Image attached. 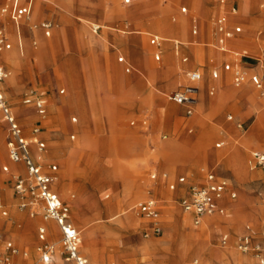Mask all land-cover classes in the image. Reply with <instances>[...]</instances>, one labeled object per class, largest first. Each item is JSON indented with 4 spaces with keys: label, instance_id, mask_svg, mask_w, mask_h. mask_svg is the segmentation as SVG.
I'll return each instance as SVG.
<instances>
[{
    "label": "rangeland",
    "instance_id": "374dc122",
    "mask_svg": "<svg viewBox=\"0 0 264 264\" xmlns=\"http://www.w3.org/2000/svg\"><path fill=\"white\" fill-rule=\"evenodd\" d=\"M242 1L244 8L239 0L238 16L248 14L247 21L254 24V28L244 24L246 44L264 56V0ZM207 3L212 7L209 14ZM93 4L112 11V17H103ZM184 5H188V13L181 11ZM45 6L55 22L52 36L40 34L34 43L28 26L23 25V50L14 47L4 52L13 59L5 57L9 75L3 87L26 134L33 133L42 117L33 103L24 104L23 99L29 93H45L48 113L41 120L50 157L47 164L59 166L62 197L71 203L72 221L82 238L80 249L89 264H177L176 257H184V264H258L254 251H240L235 240L250 226L254 244L264 251V169L249 163L252 150L264 145V100L250 86L243 94H224L219 88L223 82L230 91L238 89L230 73L223 72L219 80L212 76L211 60L220 58L211 45L217 0H55V6ZM163 7L167 9L161 12ZM41 12L42 7L37 8V19ZM191 13L198 15L204 27L198 37L203 44L196 46L204 79L199 103L189 117L169 94L187 81L185 71L176 74L179 61L187 65L173 52L171 41L183 43L187 52ZM92 23L105 28L94 34ZM146 31L162 34L167 40L161 62L154 59L155 48ZM41 42L51 44V49L42 52ZM135 50L143 53V62L134 56ZM121 55L134 65L131 72L118 61ZM161 66L162 74L175 80L169 88L165 79L158 83L151 72ZM207 79L216 88L211 95L212 84L207 86L205 100L203 82ZM0 119V202L8 210L3 215L0 208V231L4 239L30 252V262L41 264L38 227L47 221L18 206L12 176L3 170L11 161L1 113ZM142 119H147L144 126L139 122ZM222 140V147H216ZM209 169L227 178L237 197L226 200L229 215L209 219L211 226L206 227L203 223L208 218L195 225L190 215L185 216L180 204L185 193L181 188L171 190L170 185H178L179 177L185 176L182 185L188 189L203 181ZM151 173H157L158 179L151 180ZM151 183L156 184L154 194L162 205V230L146 236L149 219L138 212L137 204L145 197L144 187ZM87 218L91 225L85 227ZM218 221L226 226L219 229ZM224 233L230 238L226 245L220 242ZM54 234L52 264H75L67 257L57 227ZM222 251H235L238 257L218 253ZM17 258L21 261L23 256Z\"/></svg>",
    "mask_w": 264,
    "mask_h": 264
},
{
    "label": "built area",
    "instance_id": "2783aa9c",
    "mask_svg": "<svg viewBox=\"0 0 264 264\" xmlns=\"http://www.w3.org/2000/svg\"><path fill=\"white\" fill-rule=\"evenodd\" d=\"M52 0H5L0 8V14L4 19L11 21L16 26L17 35L20 38V28L23 23H29L31 28L41 29L47 37L52 35L53 22L45 18L40 22H33L32 16L35 6L38 2H51ZM130 0H127L129 2ZM221 4H225L226 0H219ZM183 12L187 11L186 7L182 8ZM237 8L231 7L230 11H224L214 20V31L216 35L215 47L223 53L232 56L231 61L223 64L225 71L232 72L233 84L237 87L247 82L259 91L260 97L264 100V77L257 71H252L257 65L264 68V62L261 56L251 53L249 50H236L229 46V41L236 39L243 32L241 25H230V15L236 14ZM99 26L94 25L93 30H99ZM193 33H198V28L194 27ZM164 40L158 35H152L150 42L152 45L161 46ZM21 44V43H20ZM176 48L179 43H176ZM13 47L11 32L5 23L0 22V54L5 50ZM156 60H161V53L155 55ZM186 61L187 58H184ZM119 61L125 63V57H119ZM127 72L132 70L131 66L126 67ZM9 72L6 67L0 63V113L8 124V155L10 160L15 164L24 166V170H18L11 173L13 180L14 195L18 200V206L21 209H27L32 217L42 215L46 221L55 222L61 232V243L69 260H73L76 264H88V259L80 252L81 233L74 225L71 219L70 205L65 202L59 193L54 189V183L57 179L59 170L57 164H51L48 171L44 168L41 159L43 151L46 149V142L39 137L40 128H34V136L27 137L24 134V127L20 123L16 112L10 105L6 96L3 84L8 77ZM213 77L219 78L220 71L215 69ZM203 75L199 70H191L187 72L188 83L180 86L169 94L170 100L179 105L188 107L189 113L198 103L200 93L199 83ZM62 90L61 92H63ZM31 92H34L31 91ZM215 93V88L211 89V94ZM45 93L33 96V93L27 94L24 104L33 103L42 116L47 114V98ZM230 120L233 116L228 117ZM77 118L74 117L73 121ZM241 126L242 124H238ZM74 137V136H73ZM220 143L219 145H222ZM33 145H36L37 152L34 151ZM250 163L253 167L264 169V148L254 149L251 152ZM4 170L10 172L8 166ZM156 174H152V178H156ZM181 182L185 181V177L180 178ZM176 185L172 184L171 188L175 189ZM3 188L0 186V197ZM264 192V189H263ZM229 194L231 198L237 197V192L233 189L231 182L223 177H217L214 172H208L206 182L197 183L190 189V195L181 200L184 210L193 215L194 223L199 225L206 216L215 213L224 214L226 208L221 205V201ZM0 208L3 215L8 214V210L0 202ZM138 212L152 220L151 226L145 231V235L161 232L160 213L161 206L159 201L154 197H150L141 202ZM38 239L40 243L37 251L40 255L41 264H51L55 252V245L49 240L46 226H39ZM228 243L227 237L222 239V244ZM238 249L242 252L254 251L259 259V264H264V251L261 245H255L250 235H245L238 242ZM30 252L21 249L12 240L4 239L0 231V264H22L16 260L19 255L24 258L29 257Z\"/></svg>",
    "mask_w": 264,
    "mask_h": 264
},
{
    "label": "crops",
    "instance_id": "0c3cea01",
    "mask_svg": "<svg viewBox=\"0 0 264 264\" xmlns=\"http://www.w3.org/2000/svg\"><path fill=\"white\" fill-rule=\"evenodd\" d=\"M4 2H5V0H2V2H1V4H0V8H1V6L4 4ZM217 3H218V5H219V11L217 12V14L213 17V19H212V29H211V34H212V42H211V45L216 49V51L219 53V56H220V58H219V60L221 61V62H218L217 60H214V59H212L211 60V63H212V67H213V70H212V76H213V71L215 70V69H218L219 71H220V77L219 78H214V79H220L222 76V73L223 72H225V73H230V77H231V81H232V84H233V75H232V72H229V71H225L224 69H223V64L225 63V62H227V61H231L232 60V56L231 55H229V54H226V53H223V52H220L216 47H215V44H216V41H217V39H216V35H215V31H214V20H215V18L219 15V14H221L222 12H224V11H230V9H231V7H233V6H235L236 8H237V13L236 14H231L230 15V25L231 26H235V25H241L242 27H243V32L241 33V35H239L236 39H233V40H231V41H229V46L231 47V48H233V49H236V50H249L251 53H254V54H256V55H259V56H261L262 57V59H263V62H264V56L263 55H261L260 53H258V52H255V51H253L252 49H250L248 46H247V44H246V31H245V33H244V24L245 25H249L251 28H254V24L253 23H251V24H249V21H247V19L249 18L248 17V14H241L242 15V17L240 16H238V14H239V12H240V5H241V8H244V2L241 0V2H240V5H239V0H226V3L225 4H221L220 3V1L219 0H217ZM46 4H49V5H52V6H55V0H52L51 2H38L37 4H36V6H35V9H34V12H33V16H32V20H33V22H40L41 20H43V19H45V18H48V19H50L52 22H53V29H54V26H55V22H54V20H53V18L50 16V11L46 8ZM91 6H94V7H96V8H98L99 10H101V12H102V14H103V17H106V18H111L112 17V11H110L109 9H106V8H104V7H102V6H99V5H96V4H93V5H91ZM39 7H42V12H41V15H40V17L37 19V8H39ZM183 7H186L187 8V11L186 12H184V13H188V9H189V7H188V5H184V6H182L181 7V11H182V8ZM161 9V12H164L166 9H167V7H163V8H160ZM205 11L207 12V14H209L211 11H212V7H211V4H208L207 3V6L205 5ZM183 12V11H182ZM95 16H98V15H95ZM80 18H81V16H79ZM99 17V16H98ZM101 17V16H100ZM241 20V21H240ZM190 21H191V33H192V37L187 41V44L189 45V49L187 50V52H185V51H183L184 49H183V43H179V42H175V41H171V42H173L171 45H172V50H173V52L176 54V55H181V60H182V62L183 63H185L187 66H184V65H181V63H180V61L178 62V68H177V75H181L182 73H183V71H185L186 73L187 72H189V71H191V70H199V71H201V73H202V75H203V78H202V80L200 81V83H199V87H200V93H199V97H198V103H199V100H200V96H201V83H202V81H203V79H204V70H203V68L201 67V65H199V62H201V59H200V56H199V54H198V51H197V49H196V46H199V45H202L203 43L201 42V41H199V35H200V33H202V27H203V24H202V22H201V19L198 17V15L196 14V13H191V16H190ZM243 21V22H242ZM0 22L1 23H5V25L8 27V29H9V31L11 32V39H12V42H13V47L10 49V50H12L14 47H16L18 50H20V51H22L23 50V30H22V28H23V25H26V26H28V32H30L31 33V35L33 36V38H34V40H33V42L34 43H37V38H39L38 36L40 35V34H42L43 36H45V37H47L45 34H44V32H43V30H41V29H33V28H31V26H30V24L29 23H23L22 25H21V28H20V32H21V37L19 38L18 37V35H17V31H16V26L14 25V23H12L11 21H8L7 19H4L3 17H2V15L0 14ZM181 24H184L183 23V21H181ZM94 25H96V26H99L100 28H99V30H97V31H94L93 30V26ZM194 27H197L198 28V33L197 34H194L193 33V29H194ZM102 28H105L103 25H101V24H95V23H92L91 24V30H92V32L94 33V34H98L101 30H102ZM204 28V27H203ZM206 30V29H205ZM146 34H148L149 35V43H150V45L152 46V47H154L155 48V52H154V54H153V56H154V59H155V61H157V62H161L162 61V58H163V56H164V53L166 54V52H167V50H166V46H165V44H166V42H167V40L165 39V37L162 35V34H159V33H151V32H149V31H146L145 32ZM52 34H53V30H52ZM203 34H204V31H203ZM152 35H158V36H160V37H162V39L164 40L163 42H162V44H161V46H155V45H152L151 44V42H150V38H151V36ZM52 36V35H51ZM50 36V37H51ZM21 43V44H20ZM176 43H179V47L178 48H176ZM41 44H42V52H47V51H49L50 49H51V44H47L46 42H41ZM256 45V44H255ZM114 46L115 47H117L118 49H120L122 52H125V49L122 47V46H119L117 43H115L114 44ZM6 51H9V50H5V51H3L1 54H0V63L1 64H3L5 67H6V69L8 70V72H9V69H8V66H7V60H6V58H5V54H4V52H6ZM158 52H160L161 53V60L160 61H158V60H156V58H155V55H156V53H158ZM143 53L141 52V51H137V50H135V52H134V56H136L137 57V59H139V61H141V62H143V55H142ZM138 55V56H137ZM121 56H123V57H125V59H126V62L125 63H123V62H121V63H123L124 65H125V70H126V67L129 65V66H131V68H132V70L134 69V65L129 61V59L126 57V56H124V55H121ZM121 56H119V57H121ZM119 57H118V61H119ZM184 58H187V60L185 61L184 60ZM26 60V59H25ZM14 62H16V66H19L20 65V63L18 62V61H14ZM120 62V61H119ZM136 69V68H135ZM162 69V66L161 67H158V68H153L152 69V71L151 72H153L155 75H156V77H157V79H158V83H159V80L162 78V79H165L166 81H165V84L167 85V87L163 84V82H160L161 84H162V86H163V88H169L170 86H172V84L173 83H175V80H173V79H171L170 77H166V76H164L163 74H162V72L160 71ZM131 70V71H132ZM130 71V72H131ZM252 71H257V72H259L263 77H264V68H262V67H260V66H256ZM126 72H127V70H126ZM140 72V71H139ZM142 75H144V76H146L145 74H144V72H140ZM147 77V76H146ZM218 80L216 81V84H218L219 85V83H218ZM188 83V79H187V81H186V83H184V84H180L179 86H178V88L180 87V86H182V85H185V84H187ZM208 84V85H207ZM207 86H209V85H211V88H210V90H209V92H210V94H211V89L212 88H216L215 87V85H213V81L211 80V79H207ZM234 85V84H233ZM207 86H206V88H207ZM235 86V85H234ZM249 86L253 89V91H254V93H255V95H259V97H260V94H259V91L253 86V84L252 83H250V82H247V83H245L244 85H242V86H240V87H238V89H235V90H233V91H230V89H229V86L226 84V83H222V85L219 87L220 89H221V92L222 93H224V94H228V93H240V94H243V92H247V90H248V88H249ZM235 87H237V86H235ZM155 88V87H154ZM178 88H176V89H178ZM206 88H205V91H206ZM175 89V90H176ZM62 90H64V89H62ZM61 90V91H62ZM174 91V90H173ZM172 91V92H173ZM211 95H213V94H211ZM8 98V97H7ZM9 101V100H8ZM71 102V101H70ZM174 102V101H173ZM248 104H251L249 101H248V99H247V101H246ZM10 103V102H9ZM176 103V102H175ZM197 103V104H198ZM197 104L193 107V110H192V112L191 113H189V111H188V107L187 106H184V105H181L184 109H185V114L187 115V116H192L193 114H194V112H195V110H196V106H197ZM11 105V104H10ZM12 106V105H11ZM13 107V106H12ZM14 109V108H13ZM98 109V107L96 106V110ZM47 110H48V103H47ZM14 111H15V109H14ZM36 111H37V109H36ZM16 112V111H15ZM83 112V111H82ZM81 112V113H82ZM47 113H48V111H47ZM16 114H17V112H16ZM39 117H42V118H45L46 117V115L45 116H42V115H40L39 113H38V111H37V113H36ZM17 116H18V114H17ZM229 116H233L232 114H229L228 115V117ZM3 117V116H2ZM41 118V119H42ZM74 118V117H73ZM77 118V117H76ZM18 119H19V117H18ZM41 119H39V123H37V125H35L34 126V128L35 127H39L40 128V133H39V137L41 138V139H43L45 142H46V149L43 151V153H42V157H43V159H41V162H42V164H43V166H44V168L46 169V171H48V167L51 165V164H57V163H54V162H52V163H50V164H47V162H48V160L50 159V157H49V155H48V152H47V139L44 137V127H43V121L41 120ZM5 121V120H4ZM20 121V120H19ZM140 122V124L141 125H146L147 124V119H142V120H140L139 121ZM0 123H1V119H0ZM5 123H6V130H7V135H6V137L8 138V124H7V122L5 121ZM21 123V122H20ZM2 124V123H1ZM22 124V123H21ZM131 124L132 125H134V124H136V121L135 120H132L131 121ZM23 125V127H24V124H22ZM34 128H33V133H31V134H26L25 133V131H24V134L27 136V137H29V138H32L33 136H34ZM192 130H193V128H190V132H192ZM74 136V137H73ZM75 133H73L72 135H71V138L73 139V138H75ZM167 143H169L168 141H167ZM220 143H223L224 144V140H222V141H219V142H217L216 143V147H222V145H219ZM8 147V146H7ZM261 148H264V145H262L261 147H257V148H255V149H261ZM33 149H34V151L35 152H37V148H36V145H33ZM254 150V149H253ZM9 156V155H8ZM250 158H251V156H250ZM11 161V160H10ZM249 163H250V160H249ZM251 164V163H250ZM58 165V164H57ZM5 166H8L9 167V169H10V176H12L11 175V173L12 172H14V171H18V170H24V166L23 165H21V164H15V163H13L12 161H11V165H4L3 166V170H4V167ZM251 167L252 168H256V167H253L252 165H251ZM58 168H59V166H58ZM5 171V170H4ZM214 172L216 175H217V177H223V176H220L217 172H215V170L214 169H209V170H207V172H206V174H205V176L203 177V181H201V182H196V184L197 183H204V182H206V176H207V173L208 172ZM5 172H7V171H5ZM152 174H156L157 175V173H151L150 174V179L151 180H157L158 179V177H156L155 179L154 178H152ZM59 177H60V179H59ZM181 177H185V176H181ZM181 177H179V184L177 185L176 183H172V184H175L176 185V187H175V189H180L181 191H184V195H183V198H185V197H188L189 195H190V189H191V187H189L188 189L187 188H185V187H183V185L182 184H184V182H181L180 181V178ZM61 178H62V175H61V172H60V170H58V172H57V179H56V181H55V183H54V189L59 193V195L61 196V198L63 199V197H62V193H61V189H60V183H61ZM223 178H225V177H223ZM10 179H12L11 177H10ZM227 179V178H226ZM185 180H186V177H185ZM6 182V179H2L1 180V182ZM171 184V185H172ZM232 184V183H231ZM171 185H170V189L171 190H175V189H172L171 188ZM155 186H156V184H153V183H151V184H148V185H146L145 187H144V192H145V197L141 200V201H139L138 202V204H137V207H138V205L141 203V202H143V201H145L146 199H148V198H150V197H154L155 199H157L158 201H159V204H160V206H161V211H162V205H161V202H160V200L155 196V194H154V190H155ZM232 186H233V189L237 192V190H236V188H235V186L232 184ZM75 196V194L73 193L72 194V198ZM182 198V199H183ZM231 199H233V198H231V196L229 195V194H227L226 196H225V198L221 201V205L223 206V207H225L226 208V212L224 213V214H221V213H215V214H213V215H210V216H206V217H204V219L205 218H208V219H211V220H213V218L214 217H217V216H227V215H229L230 214V210H231V208H230V205L229 204H227V202H226V200H228V201H231ZM65 202H67L69 205H70V208H71V203L69 202V201H66L65 199H63ZM180 204H181V201H180ZM184 209V208H183ZM186 212V211H185ZM186 214L187 215H190L191 216V218H192V221H193V223H194V219H193V215L192 214H190V213H188V212H186ZM185 214V216L187 217V215ZM146 217V216H145ZM146 218H148V217H146ZM71 219H72V217H71ZM149 219V218H148ZM204 219L202 220V223H203V221H204ZM73 222V221H72ZM151 224H152V220L151 219H149V222H148V226L147 227H145L144 228V233H145V231L151 226ZM195 224V223H194ZM75 225V224H74ZM83 225L85 226V227H87V226H90L91 225V221L87 218V219H85L84 220V222H83ZM161 225V224H160ZM196 225V224H195ZM40 226H46V228H47V231H48V235H49V240L53 243V240H52V236H54L55 234V230H56V227L58 228V230H59V233H60V236H61V232H60V229H59V227H58V225L56 224L55 225V223H53L52 221H47L45 224H41ZM76 226V225H75ZM223 226H226V225H222V226H220V228L219 229H222V227ZM77 227V226H76ZM39 228V227H38ZM161 228H162V226H161ZM97 229V228H96ZM80 231V230H79ZM193 231H195L194 229H193ZM196 233V232H195ZM101 234H103V233H100L99 235H101ZM152 234H156V233H152ZM151 234V235H152ZM99 235H97L96 237H95V239H94V241H96V239H97V237L99 236ZM245 235H250V237L252 238V240H253V242H254V239H253V231H252V229L250 228V226H247V228H246V231L244 232V233H242L240 236H238L237 238H236V240H235V244H236V246H237V248H238V242H239V240L242 238V237H244ZM150 236V235H149ZM224 237H227V239H228V242L230 241V238H229V234L228 233H224V234H222L221 235V239H220V242L222 243V239L224 238ZM40 243V242H39ZM81 243H82V238H81ZM145 245V242H143V243H140L139 244V248H141V247H143ZM81 247V246H80ZM80 252L86 257V255L81 251V249H80ZM219 254H224V255H227L228 257H230V258H232V259H237L236 257H238L237 255H236V252L235 251H222V252H218ZM98 257H99V254H98ZM29 258L30 257H28V258H22L21 259V261L20 260H18V258H16V260L18 261V262H20V263H22V264H39V263H32V262H30L29 261ZM87 258V257H86ZM88 259V258H87ZM184 260H185V258L183 257V258H180V257H176V259H174V261L177 263V264H184ZM52 264V263H51ZM76 264V263H75ZM88 264H89V260H88ZM258 264H259V259H258Z\"/></svg>",
    "mask_w": 264,
    "mask_h": 264
},
{
    "label": "bare ground",
    "instance_id": "6f19581e",
    "mask_svg": "<svg viewBox=\"0 0 264 264\" xmlns=\"http://www.w3.org/2000/svg\"><path fill=\"white\" fill-rule=\"evenodd\" d=\"M83 19V18H82ZM17 51V50H16ZM13 55V54H12ZM5 57L7 58V59H11L12 57H11V53H7V54H5ZM11 57V58H10ZM22 57V56H21ZM13 59V58H12ZM9 62V61H8ZM207 83L206 82H203V98L205 99V100H207L208 98L206 97V94H205V88H206V86L208 85H206ZM208 95V94H207ZM207 98V99H206ZM232 202V201H231ZM187 215V214H186ZM188 216V215H187ZM222 225H225V223L223 222V221H218V226L220 227V226H222ZM203 226H206V227H210L211 226V224H210V220L209 219H207V220H205L204 221V223H203ZM193 236H194V234H193ZM237 258V257H236Z\"/></svg>",
    "mask_w": 264,
    "mask_h": 264
}]
</instances>
